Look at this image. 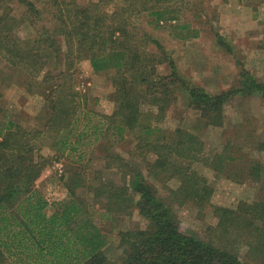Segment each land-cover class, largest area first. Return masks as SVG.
Wrapping results in <instances>:
<instances>
[{
	"label": "trees",
	"instance_id": "obj_1",
	"mask_svg": "<svg viewBox=\"0 0 264 264\" xmlns=\"http://www.w3.org/2000/svg\"><path fill=\"white\" fill-rule=\"evenodd\" d=\"M19 1L40 17L34 0ZM55 1L56 22L44 24L35 37L17 36L19 21L8 14L5 23L0 20V55L31 75L44 72L42 81L31 80L30 86H41L51 109L38 127L29 129L14 118L0 122V264H247L242 248L249 259L264 264V195L236 207L216 206L218 223L208 239L183 228L178 204L192 202L204 210L212 206L215 188L194 168L206 158L196 130L160 124L182 89L206 125L221 126L227 102L237 93L264 96V80L244 69L237 87L218 93L188 80L159 37L135 22L142 16L153 29L169 23L182 40L198 37L201 30L182 21L175 0H132L112 11L104 8L105 0ZM152 45L162 49L163 57H153ZM71 54L89 59L95 72L112 79L116 109L111 114L89 108L87 96L56 71ZM158 62H168L170 72L161 73ZM128 135L134 137L129 157L113 141ZM46 145L55 150L53 158L70 164L67 199L51 201L37 185L52 158L42 153ZM224 155L208 157L204 164L220 172L224 160H236ZM97 160L104 163L93 182L88 171ZM105 167L120 175L119 183L105 178ZM261 169L259 161L251 162L252 176ZM155 180L166 183L168 195ZM85 185L88 197L78 194ZM51 205L55 209L49 213ZM134 210L146 225L131 220L119 231L118 253L109 258L103 225Z\"/></svg>",
	"mask_w": 264,
	"mask_h": 264
},
{
	"label": "rangeland",
	"instance_id": "obj_2",
	"mask_svg": "<svg viewBox=\"0 0 264 264\" xmlns=\"http://www.w3.org/2000/svg\"><path fill=\"white\" fill-rule=\"evenodd\" d=\"M34 1L42 11L40 17L30 13L26 5L21 4L19 0H0V20L5 23V19L8 20L5 14H8L13 22L15 19L19 21L15 27L17 36L24 38L37 36L44 24L56 22L54 14L58 9L55 0ZM63 1L86 5L98 0ZM131 1L105 0L104 8L112 11L116 5ZM175 2L183 10L182 21L189 22L201 30L198 37L182 40L176 37L178 31L173 30L169 23H162V27L153 29L148 25V19L142 16L135 22L159 37L170 55L177 61L180 72L188 80L202 85L213 93L237 87L241 83L244 69L250 70L259 80H264V0H175ZM148 51L155 54L153 57H163L162 49L157 46H150ZM157 65L163 74L171 70L168 62H158ZM58 67L60 70L56 71L62 73L63 80L87 96L86 104L89 108L106 114H111L116 109L115 86L112 79L95 72L89 59L78 60L75 54H71V57ZM43 73L31 75L30 71L21 66L10 65L5 57L0 55L2 91L0 122L6 118H14L30 129L42 125L48 119L51 109L40 93L41 86H30L31 80L42 81L40 79L43 78ZM178 95V100L167 108L160 124L167 128L183 126L196 130L204 141L203 158L204 156L213 158L222 153L226 157L228 155L236 157V160H224L220 172L205 165L206 158L194 166L195 170L206 176L214 185L212 206L201 210L192 202L178 204V215L183 228L208 239L218 223V216L214 212L216 206L236 207L241 200L252 202L264 195V149H261V144L264 143V96L235 94L226 104L224 123L221 126H213L206 125L201 113L190 105L186 91L179 89ZM85 123L86 120L83 121V125ZM113 141L116 142L114 148L129 157L128 148L134 144V137L128 135L121 141H116V138ZM39 143L41 144V141ZM54 151L47 145L43 147L42 153L52 158L47 161L37 181L39 190L51 201L67 199L71 195L66 186L71 175V171L68 170L70 164L67 160L59 161L53 158ZM252 161L261 163L262 169L258 176L250 174ZM103 163V160H97L90 166L88 172L91 181L96 180L93 178L95 170L102 167ZM104 176L106 179L120 182V175L114 174L112 168L105 167ZM155 183L162 195L169 194L164 181L155 180ZM86 185L78 188V194L83 197L89 196ZM54 209L51 205L47 211L52 213ZM131 220L138 226H145L147 223L139 211L134 210L131 215L117 214L115 219L108 220L103 225L110 238L105 248L109 258L118 253L119 231L128 226ZM246 250L247 248L240 250L242 259L247 264H258L245 255Z\"/></svg>",
	"mask_w": 264,
	"mask_h": 264
},
{
	"label": "crops",
	"instance_id": "obj_3",
	"mask_svg": "<svg viewBox=\"0 0 264 264\" xmlns=\"http://www.w3.org/2000/svg\"><path fill=\"white\" fill-rule=\"evenodd\" d=\"M227 3V2H224V4Z\"/></svg>",
	"mask_w": 264,
	"mask_h": 264
}]
</instances>
